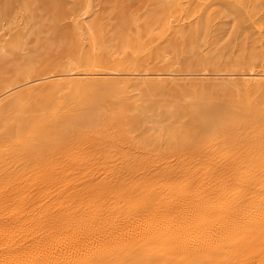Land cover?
Wrapping results in <instances>:
<instances>
[{
	"label": "bare ground",
	"instance_id": "bare-ground-1",
	"mask_svg": "<svg viewBox=\"0 0 264 264\" xmlns=\"http://www.w3.org/2000/svg\"><path fill=\"white\" fill-rule=\"evenodd\" d=\"M216 1H227L234 9L241 6V0ZM208 3L161 2L138 26V34L166 17L172 20L165 36L176 33L189 22L186 14L204 13ZM243 11L262 45L264 21L254 17V5ZM23 21H14L18 29L0 39V54L21 48ZM73 25L79 48L65 65L34 74L27 65L21 77L0 86V264L212 262L216 250L211 242L222 225L213 229L215 234L207 232L209 225L203 227L212 215L205 203L211 197H264V66L183 74L173 66L119 68V54L96 50L83 22L76 19ZM194 75L235 77L234 88L218 85L193 92L192 102L176 108L170 123L151 133L137 132L142 119L127 103L134 83L173 89L177 80ZM17 88H22L21 96L11 93ZM128 202L147 203L140 223L119 220L135 210ZM162 249L165 254L158 253Z\"/></svg>",
	"mask_w": 264,
	"mask_h": 264
},
{
	"label": "rangeland",
	"instance_id": "rangeland-1",
	"mask_svg": "<svg viewBox=\"0 0 264 264\" xmlns=\"http://www.w3.org/2000/svg\"><path fill=\"white\" fill-rule=\"evenodd\" d=\"M167 1L169 0H0V39H8L10 34L18 29L17 25L13 23L14 21L25 20L23 23L26 25L22 30L23 43L21 48L0 54V86L9 80L21 77L22 70L27 65L31 66V74L54 72L65 65L67 59L73 57L79 48L77 33L73 25L76 19H79L81 24L83 22L87 36L90 37L96 50L103 48L110 53L119 54L117 58L119 68L133 65L139 70H149L155 67L173 66L174 72L183 74L185 72L223 73L229 69H238L240 66L252 64L264 66V43L261 45L257 29L243 11L246 7L254 5V9H256L254 17L264 21V0H241V6L237 9L232 8L227 1L211 0V3H208L209 5L204 9L206 12L198 15L196 13V16L186 14L189 16L187 18L189 22L183 26V32L180 29L176 33L165 36L172 20L171 17H166L159 22L157 21V24L154 23L155 27L151 25L146 28L144 33L138 34V26L143 22L145 23L150 15L152 16L156 6H159L158 4ZM88 2H91V5ZM214 3L215 5H213ZM88 4L92 6L89 12H87ZM201 7L204 8L205 5L203 4ZM198 8L196 9L200 10ZM195 28H197L196 33H194L196 36H193L192 32ZM188 30L192 31L186 34ZM5 32L6 35L3 36ZM147 43L150 45L146 46ZM234 78L227 76L224 79H215L210 75L187 76L177 80L173 89H150L146 88L140 81L135 82L127 103L132 114H137L142 119V124H137V132L141 130V133H151L160 130L159 127L171 122V114L176 108L180 111L192 102L193 92L209 91L218 85L232 89L234 88ZM12 92L20 96L23 94L22 88H17ZM233 197H211L207 202L208 204L205 203L206 206H210H208L210 210L212 209V215L204 220L203 227L209 225L207 226L209 229L205 227L207 232L211 231L210 233L215 234L217 228L219 229L222 225V229L218 230L219 234L216 231V237L215 235L213 237L214 242H211L212 247L216 250L215 256L212 262L209 261L207 264H264V228H262L264 227L262 220L264 218H261V214H264V197L257 200L259 197L244 196L246 200L248 199L246 203L242 196ZM231 200L233 203L235 202L234 206ZM249 200L253 203H250ZM229 203L230 205L232 203L233 209ZM260 203L263 205L261 209H259ZM217 204L219 207L221 206L222 211L219 210ZM246 204H250V206L254 204L251 210L255 212L258 208L262 210V213L257 209L255 212L257 217H254L253 211L242 209ZM127 205H132L134 208L131 209L135 210L120 216L119 220H134L137 224L140 223L145 216L143 213L147 211L143 208L147 203L135 205L128 202ZM216 208L218 209L216 210ZM236 208L239 209L240 213L235 212ZM220 211L225 215L221 214ZM230 211L235 216L234 214L231 216ZM246 211L252 212L251 215L247 214ZM242 212L248 215H246L245 220L243 219L245 215H242ZM217 214L218 217L215 216ZM221 215L222 217H220ZM217 218H222L221 221L225 220L226 224ZM238 218H240V222H238ZM253 218L254 220L257 218L255 222L252 221ZM211 220H213V224L218 221V225L216 223L214 226ZM226 220L228 221L226 222ZM249 221L252 222L251 226H248ZM241 222L245 224L243 225ZM214 228L216 230H213ZM232 231L233 233H231ZM245 231L250 235H246ZM221 235L224 237L223 239ZM231 240L235 241L236 245ZM253 242L257 244H252ZM248 244L251 245L252 250ZM244 246L247 248H243ZM254 246H256V251ZM165 252L163 249L158 251L161 254H165Z\"/></svg>",
	"mask_w": 264,
	"mask_h": 264
}]
</instances>
